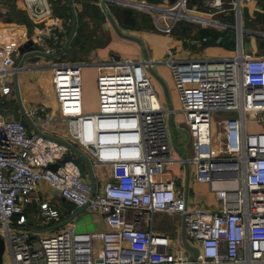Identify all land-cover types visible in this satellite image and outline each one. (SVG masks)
<instances>
[{
    "label": "built area",
    "instance_id": "1",
    "mask_svg": "<svg viewBox=\"0 0 264 264\" xmlns=\"http://www.w3.org/2000/svg\"><path fill=\"white\" fill-rule=\"evenodd\" d=\"M122 1L145 7L155 28L168 35L183 21L231 28L237 34L236 48L229 56L209 59L173 58L169 47L164 59L120 57L95 63V111L84 108L83 63H55L58 109L68 118L69 142L94 169V185L74 161L63 162L65 155L77 153L38 128L53 119L47 104L24 109L30 126L21 118L0 116V264H264V130L248 129L249 122L264 123V55L248 53L244 46L242 5L251 0H232L231 8L228 0ZM22 3L41 24L34 40L47 54L56 53L62 20L51 0ZM231 10L234 23L217 18ZM189 41L207 43L208 37ZM159 63L170 66L179 93L192 137L196 180L209 183L222 203L219 210L191 206L175 179L163 178L166 164L177 159L166 118L174 109L164 108L147 71ZM7 86L2 78L0 88ZM215 111L235 114L220 121L219 148ZM54 163H60L56 170L50 167ZM41 183L78 207L101 213L108 228L78 231L70 220L66 228L44 236L34 231L28 226L27 208ZM157 212L179 218L185 252L173 248L169 234L154 226ZM63 216L49 201L35 215L46 222H64Z\"/></svg>",
    "mask_w": 264,
    "mask_h": 264
},
{
    "label": "rangeland",
    "instance_id": "2",
    "mask_svg": "<svg viewBox=\"0 0 264 264\" xmlns=\"http://www.w3.org/2000/svg\"><path fill=\"white\" fill-rule=\"evenodd\" d=\"M147 1L150 3H158L150 0ZM72 2L75 11L72 8L70 9V12L68 14L70 19V27L67 33V41L74 29V20H75L74 16H76L77 18L75 33L70 42L68 50L65 53L59 55L65 54L61 58V61H66V62L74 61V60L85 61L82 62L84 65L82 69L84 101L86 104V109L88 111L90 110L95 111L98 105L96 93H95V76L97 72L95 73L96 71L95 65L93 66L91 64V62H94L91 61L93 59L89 56H85L86 54L84 52L87 51L88 52L87 55H89L90 51H93L97 48V45L100 43V41L96 39V37L94 36L93 30L91 32V35H89V32L91 31L90 29L91 26L95 25L96 27L97 25V27L99 28V27H104V24L106 23L108 27H113L115 25H118L119 23L122 26H124L123 28H125L126 33L132 34L133 31H129V29L133 27L141 28V29H154L155 28L154 18L146 9H144L145 7L139 4L136 5V3H130V2L128 3L122 0H78V1L72 0ZM96 3H100L101 8ZM21 5H23L22 0H21ZM84 5L89 6L90 15H92L91 17H89L88 9ZM81 11L84 12V15L82 16H81ZM85 13L87 17L85 16ZM244 19H245L244 27L247 29V27H249L250 24L246 22V18ZM122 21L125 22L123 23ZM127 24H129L130 26ZM253 28H255V26ZM230 29L231 28L223 29L222 31L227 32ZM257 29L259 30V27ZM261 30H262L261 32H264V26L262 27ZM236 36L237 34L235 33L234 34L235 40H236ZM256 37H262V35H257ZM80 39L81 41H79ZM252 43L253 41L251 39V34L245 32L244 46L248 53H250L249 49H251ZM73 48L76 49V51L74 50L73 52L74 59L73 57L70 58L71 57L70 51ZM106 48H107V52H109V50L111 49L119 50L120 55L122 56L121 58L140 59L146 57L147 55L144 43L136 44L134 42L127 41L125 39H123L121 42L115 39L112 42V44L108 45ZM59 51L60 50H58L56 53H59ZM226 53L227 51L222 52L223 55ZM54 58L55 57L42 56L41 59L53 65L59 62ZM113 58L114 57L112 58L110 57L105 60L109 61L112 60ZM27 60H25L24 66L26 65V63H28ZM147 71L151 79V82L153 84V87L160 101L162 102L164 108L170 109L171 107L172 108L175 107L176 109V112L168 114L166 118L169 124L171 137H172L173 154L175 159L177 160L175 163L166 164L165 167L166 174L163 176V178H167V177L175 178L176 175L183 172V175L186 177L188 176L189 182L191 183L190 196H189L190 205L195 207L210 208L212 210H219L222 206V203L220 200L217 199L215 192L211 190L209 183L199 182L196 180L195 177L196 165L192 160V157L194 155L192 137L190 134V130L185 122L184 114L180 109V97L174 86L170 69L168 68L167 64L159 63L153 69H149ZM6 79L9 82H11L10 85L13 91L9 95H5V94L1 95V88H0V97H2V100L0 98V109L3 110L4 112H7V115L9 117L27 118L24 113L25 107L21 105L19 100L22 99L21 102H24L23 99L25 97H23V95L25 94V92H23V88L27 90L29 83L21 87L20 82L18 80V75L12 72L8 74ZM49 82L50 83H48V81H45L44 83L46 87L50 88L48 90L50 94L49 95L50 100L46 99L45 104L49 103V101H52L51 109L53 110V116H52L53 119L50 121L46 120L39 125L44 129L52 128L51 131L53 132V134H55L53 136L59 139L69 141L71 138L69 132V121L68 118L61 116L60 110L58 109L59 104L56 97V91L54 88V77L53 80L50 79ZM17 83H19V95L17 93ZM11 96H15V99H10ZM41 98H45V96L42 95ZM25 103L28 105V107H30L34 104H38L41 102L39 101L34 103H30V102L27 103V101H25ZM12 106H15L17 112L12 111L13 110ZM233 115L235 114L229 111L213 112V118L216 120L213 130H214V140L216 142V145L218 146L217 148H219L220 142L223 139L222 138L223 128L220 121L222 119L231 117ZM263 116L264 113H261L260 117L262 118ZM260 126H261L260 123H252V122L248 123L249 130H259ZM185 158L187 159V162L186 160H183V162L182 160H180ZM110 172L111 169L108 170V173ZM103 178H106V176H104ZM84 179L86 180L88 179V177ZM51 205L55 206V204H53L52 201H51ZM56 208L59 209L61 213L64 211V209L67 210L64 206H59V205H57ZM154 219H155L154 226L157 229L166 231L169 234L170 238L172 239L173 248L180 247L185 252L186 247H185V243L183 242V238H184L183 229L179 224V218L170 215L169 213L166 212H157L154 216ZM75 220L77 225L76 229L78 231H92V229L94 228V223L90 215H85V218L79 217ZM68 223L69 222L65 223L63 221H60V219L56 218L52 222H49L44 226L52 227L50 228L49 231H52L50 233H53L66 228ZM47 234H43L42 236ZM6 253H8L7 250ZM6 260L7 259H4V261Z\"/></svg>",
    "mask_w": 264,
    "mask_h": 264
},
{
    "label": "crops",
    "instance_id": "3",
    "mask_svg": "<svg viewBox=\"0 0 264 264\" xmlns=\"http://www.w3.org/2000/svg\"><path fill=\"white\" fill-rule=\"evenodd\" d=\"M194 1H200V0H194ZM228 1L229 2L227 3V7L231 8L232 3L230 2L232 0H228ZM51 2H52V6H53V10L55 14H57L62 20L61 30L56 35L57 36V42H56L57 50L61 51L67 43V33L70 27V19H69L68 14L70 12V9H72V7L69 6L70 4L69 0H51ZM96 4L99 5L101 8L100 3H96ZM64 6H67V7H64ZM242 9H243V17L246 18V22L250 24V26L247 27V29L244 27L245 32H247L248 34H251V39L253 41L252 47L249 50L250 52L256 55H264V49H262L260 46V42H264V32H261L262 31L261 29L264 26V0H251V1L245 2L242 5ZM232 11L233 10H231L230 15L220 14L217 16V18H219L220 20L222 19L226 21L231 19V17H233L234 19V15H232ZM25 13L27 14L28 18L31 19L28 15L26 8L23 5H21V0H0V69L1 68L7 69V73L5 76L0 74V82L2 78L6 79L8 74L12 72L18 75V80L20 82L21 87L29 83L27 90L23 88V92H25V94L23 95V97H25L23 99L24 102H21L22 99L19 100L21 105L27 108L28 105L25 103V101H27V103L29 102L34 103V102H39V101L41 103H45L46 99L50 100V96H49L50 94L48 91L50 88L46 87L44 83L45 81H48V83H50L49 82L50 79L53 80V65L54 64L51 65V63H47L45 60L41 59L42 58L41 57L37 61H33L29 59L27 60L28 63H26L25 66H23L22 68H19V65H20V62L23 56L20 53V51L18 52L14 51V48L15 47L19 48L20 45H22L24 42L30 39L34 40L37 27L41 25L32 19L30 20L31 23L29 22L27 24L23 23L22 18ZM244 18H243V25H245ZM178 24L176 25L173 33L169 35L159 32L156 28L141 29V28H136V27L129 29V31H133V32L132 34H128L125 32V28H123L124 26H122L119 23L118 25H115L113 27H108L106 23L104 24V27H99V28L97 27V25L96 27L95 25H93L90 28L91 31L89 32V35H91V32L93 30L94 36L96 37V39L100 41V43L97 45V48L95 50L90 51L89 55H87L88 53L87 51H85L84 53L86 54L85 56H89L93 59L91 61H94V62H91V64L94 66L95 63L106 61L105 59L110 58V57L111 58L112 57L114 58L122 57L120 55L119 50L111 49L109 50V52H107L106 47L112 44V42L115 39L119 42L125 39L127 41H131L136 44L144 43L145 49L147 52L146 57H151L154 59H164L166 57L167 48L169 47H172L174 49V54L171 55V57L178 58L181 60L226 57V56L231 55L234 49L236 48L235 47L234 49H229L221 45V42L218 43V39L222 36H220L215 42L191 44L189 39L196 37V35L199 33L202 27L199 25H196L195 23H190L187 21H183L182 28H178ZM254 26L255 28H253ZM258 27H259V30L257 29ZM204 28H207V27H204ZM211 29H215V28H211ZM215 30H218V29H215ZM218 31H222V30H218ZM257 35H262V37H256ZM51 42L52 40H50V43ZM35 43L37 42L35 41ZM224 51H227V53L223 55L222 52ZM64 55L56 56L54 59L61 62V58ZM74 62H85V61L74 60ZM167 66L171 72L170 66L168 64ZM95 69H96L95 73L97 72L95 76V93H96L97 104H98V90H97L98 68H97V65H95ZM171 76H172V72H171ZM172 79H173V76H172ZM6 81L8 82V86L5 90L1 89V95L3 94L9 95L13 91L10 85L11 82H9L7 79ZM173 82H174V79H173ZM174 86H175V83H174ZM42 95H44L45 98H41ZM10 99H15V96H11ZM83 101H84V93H83ZM46 104H48L51 107L52 101H49V103H46ZM84 108L86 111H88L86 109L85 101H84ZM97 108H98V105H97ZM172 109H174V112H176L175 107H173ZM180 109H181V102H180ZM0 116L2 118L9 117L7 115V112H4L1 109H0ZM260 124L261 126L259 130H264V123L263 124L260 123ZM38 128L42 129L48 134L55 135L51 131L52 128L44 129L40 125L38 126ZM179 158H182V157H179ZM174 179L176 181L178 192L183 193L184 191V193L190 196L191 183L189 182L188 176L187 177L184 176L182 172L176 175ZM86 180L91 182L90 177H88V179ZM97 183L98 184L96 185L99 186L101 184V181H98ZM61 198L62 196L60 195V193L54 190L53 188H51L49 184L41 183L36 191L34 201L27 208L28 217H29L28 226L33 228L34 231L39 232L41 235L52 232V231H49L50 228L52 227L44 226L48 224L49 222L38 220L35 217V215L40 211L41 203L44 201H49L50 204L52 201L53 204H55V206H53L55 208L57 207V205L63 206ZM62 213L64 215L63 219H68L70 217V213L67 210L64 209ZM85 215L91 216L93 223H94V228L92 229L93 231L94 230H105L108 228V225L105 222L103 215L97 211H92V210L83 211L81 214L75 217L72 221L75 222L76 221L75 219L79 217L85 218ZM30 216H32V220L30 219ZM97 245H99V243H97Z\"/></svg>",
    "mask_w": 264,
    "mask_h": 264
},
{
    "label": "water",
    "instance_id": "4",
    "mask_svg": "<svg viewBox=\"0 0 264 264\" xmlns=\"http://www.w3.org/2000/svg\"><path fill=\"white\" fill-rule=\"evenodd\" d=\"M69 1H70V4H71V6H72V8L74 10L75 8L73 6L72 0H69ZM74 17H75L74 29H73L71 35L69 36L68 41H67L66 46L64 47V49L59 51V53L47 54L46 52H44L42 50V48L40 47V45L38 43H35V40L30 39V40L24 42L22 45L19 46V51L21 52V54L23 56L22 60L20 62L19 68H22L24 66V62L27 59L28 60L31 59L33 61H37L42 56H45V57H56L59 54L65 53L68 50L70 42H71V40L73 38V35L75 33V28H76V24H77V18H76V16H74ZM221 39H222V37H220L218 39V43L221 42ZM74 50L75 49H72L70 51L71 58L73 57ZM118 58H120V57H117V59ZM17 93L19 95V83H17ZM53 138H55L56 140H58L61 143H64V144L68 145L75 153H77V156H73L72 154L65 155V157L63 159V162L69 161V160L74 161L76 164H78L82 177L83 178L90 177L91 182L94 185V180H95V178H94V176H95L94 175V169H93L92 165L87 161L84 153L76 145L70 143L69 141L56 138L55 136H53ZM59 166H60V163H54V164L50 165V167L55 169V170ZM61 201L63 203V206L70 213V217L67 220L64 221L65 223L69 222L72 219H74L75 217H77L79 214H81L83 211L86 210L85 206L78 207L73 201H71V200H69V199H67V198H65L63 196L61 198ZM30 219L32 220V216H30ZM3 250H4V241H3L2 237L0 236V263L2 261Z\"/></svg>",
    "mask_w": 264,
    "mask_h": 264
},
{
    "label": "trees",
    "instance_id": "5",
    "mask_svg": "<svg viewBox=\"0 0 264 264\" xmlns=\"http://www.w3.org/2000/svg\"><path fill=\"white\" fill-rule=\"evenodd\" d=\"M150 1L159 2L160 0H150ZM69 6H70V4H69ZM84 6H86V5H84ZM64 7H67V6H64ZM86 8L88 9L89 16L91 17L92 15H90L89 6H86ZM82 12L83 11H81V16L84 15V12L83 13ZM85 16H87L86 13H85ZM30 20L31 19H29L27 14L25 13L23 18H22V22L26 23V24L28 22L31 23ZM229 20L231 23H234L233 17H231V19H229ZM122 22L124 23L125 21H122ZM127 25H129V24H127ZM182 27H183V22H180V24H178V28H182ZM234 34H235V31H233V29H230L227 32H225V31H218V30L211 29V28H201L199 33L196 35V37L202 38L204 36H207L208 37L207 43H209V42H215L220 36H222L221 45H223L229 49H234L236 47V40H235ZM79 41H81V39ZM260 46L262 49H264V42H260ZM0 98L2 100V97H0ZM12 107H13L12 111L17 112V110L15 109V106H12ZM21 119L24 120L27 123V125L30 126V124L28 122L29 121L28 118H21ZM27 211H28V209H27Z\"/></svg>",
    "mask_w": 264,
    "mask_h": 264
}]
</instances>
